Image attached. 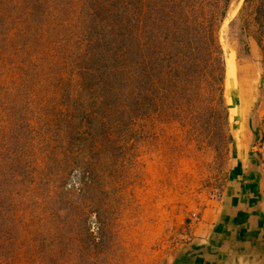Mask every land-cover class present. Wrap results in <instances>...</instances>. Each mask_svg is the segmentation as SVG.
Wrapping results in <instances>:
<instances>
[{
    "label": "trees",
    "instance_id": "16d2710c",
    "mask_svg": "<svg viewBox=\"0 0 264 264\" xmlns=\"http://www.w3.org/2000/svg\"><path fill=\"white\" fill-rule=\"evenodd\" d=\"M234 1L0 0V72L11 56L20 70L0 75V264L105 262L109 181L95 172L142 118L185 120L200 97L228 112L220 30ZM235 21L238 55L249 37L264 54V0ZM52 167L82 172L79 186L35 191L25 172Z\"/></svg>",
    "mask_w": 264,
    "mask_h": 264
},
{
    "label": "rangeland",
    "instance_id": "374dc122",
    "mask_svg": "<svg viewBox=\"0 0 264 264\" xmlns=\"http://www.w3.org/2000/svg\"><path fill=\"white\" fill-rule=\"evenodd\" d=\"M242 2L232 3L220 30L225 60L234 54V99L227 91V71L224 79L228 112L200 97L185 120L142 118L129 125L126 149L115 152L109 172H95L107 176L112 214L109 254L99 264H169L176 250L199 232L204 212L224 198L230 172L241 159L245 169L264 172V54L249 37L250 54L238 55L239 22H231ZM17 66L16 57H8L0 75L18 78ZM53 170L25 173L36 175L35 191L79 186L82 172ZM62 173L66 178L61 179ZM6 264L35 263L20 252Z\"/></svg>",
    "mask_w": 264,
    "mask_h": 264
},
{
    "label": "crops",
    "instance_id": "0c3cea01",
    "mask_svg": "<svg viewBox=\"0 0 264 264\" xmlns=\"http://www.w3.org/2000/svg\"><path fill=\"white\" fill-rule=\"evenodd\" d=\"M238 165L224 198L169 264H264V172L245 169L243 159Z\"/></svg>",
    "mask_w": 264,
    "mask_h": 264
},
{
    "label": "bare ground",
    "instance_id": "6f19581e",
    "mask_svg": "<svg viewBox=\"0 0 264 264\" xmlns=\"http://www.w3.org/2000/svg\"><path fill=\"white\" fill-rule=\"evenodd\" d=\"M226 65H227V70H226L227 71L226 83L229 84V88H228L227 91L230 92V94H233L232 96H233V99H234L235 98V95H236V90H235L234 77L232 76V75H234V70H235V68H234V54H233V52L229 53V55L227 56V58H226ZM236 101L237 100L235 99L234 102H236ZM230 108H231V114L234 115L235 112H236V110H235V107L232 105V102H230Z\"/></svg>",
    "mask_w": 264,
    "mask_h": 264
}]
</instances>
